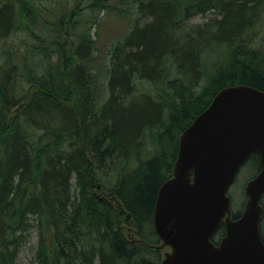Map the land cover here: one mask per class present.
<instances>
[{"label":"trees","instance_id":"trees-1","mask_svg":"<svg viewBox=\"0 0 264 264\" xmlns=\"http://www.w3.org/2000/svg\"><path fill=\"white\" fill-rule=\"evenodd\" d=\"M57 1H0V264L34 236L31 264H162L180 136L221 89L264 91V0Z\"/></svg>","mask_w":264,"mask_h":264},{"label":"water","instance_id":"water-1","mask_svg":"<svg viewBox=\"0 0 264 264\" xmlns=\"http://www.w3.org/2000/svg\"><path fill=\"white\" fill-rule=\"evenodd\" d=\"M260 172L246 186L243 212L232 219L228 195L251 155ZM264 91L221 89L179 139L173 175L158 192L154 226L170 247L163 264H264ZM225 226L219 246L211 237Z\"/></svg>","mask_w":264,"mask_h":264},{"label":"rangeland","instance_id":"rangeland-1","mask_svg":"<svg viewBox=\"0 0 264 264\" xmlns=\"http://www.w3.org/2000/svg\"><path fill=\"white\" fill-rule=\"evenodd\" d=\"M0 1H2V0H0ZM58 1L61 2L60 5H58ZM58 1L50 4V7H53V11H55V12H60V11L66 10L67 12H66L65 16H69L68 13L72 9V5L71 4H63V0H58ZM71 2H73V0H71ZM80 6H81L82 12L84 13L86 11L85 5H83V3L80 2V3H78L77 7H80ZM87 13L88 12H85L84 15ZM210 15L211 14H208L206 16L205 15L195 16L194 18L190 19L188 24H190V25L191 24H203ZM98 30H99V33L101 35H103L104 37L120 34L117 27H114V29L112 31H110V29L108 27L105 28V25H104V27H102L100 25ZM9 41H10V39L8 40V43H9ZM14 44L15 43L13 42V46H14ZM215 58H217V57H215ZM33 90H35V87L28 88V92H30V93ZM257 169H258L257 164L250 162L247 165L245 164L239 170V172L236 176V180L232 184V186L229 190V195L231 198V210H232V212L239 213L243 210L244 204L247 201V196L245 194L246 186H247L248 182L256 175ZM263 202H264V199H263ZM263 205H264V203H263ZM262 228H263V235H264V217L262 219ZM35 238H36V236H34V238L32 237L30 243L25 247L24 251L21 253L18 264H31L32 263V261L35 257L34 256V246L36 243ZM169 251H170L169 248H164L162 250L163 256L165 255L166 252H169Z\"/></svg>","mask_w":264,"mask_h":264},{"label":"flooded vegetation","instance_id":"flooded-vegetation-1","mask_svg":"<svg viewBox=\"0 0 264 264\" xmlns=\"http://www.w3.org/2000/svg\"><path fill=\"white\" fill-rule=\"evenodd\" d=\"M250 157H251V156H250ZM250 157H249V158H250ZM256 158H257L258 161H259V166H258V169H257V173H259L260 170H261V162H260V158H259L258 155H256ZM250 162H251V163H255L254 161H252V159H248V161L246 162V165L249 164ZM263 207H264V205H263ZM234 217H236V216L234 215ZM263 217H264V214H263ZM262 219H263V218H262ZM221 227H223V229H224V233H222V234H218V230H219ZM220 228H219V229L217 230V232L211 237V242L214 244V246H219V245H220V242H221V240H222V238H223V236H224V234H225V226H224L223 223L221 224Z\"/></svg>","mask_w":264,"mask_h":264},{"label":"bare ground","instance_id":"bare-ground-1","mask_svg":"<svg viewBox=\"0 0 264 264\" xmlns=\"http://www.w3.org/2000/svg\"><path fill=\"white\" fill-rule=\"evenodd\" d=\"M164 183H165V182H164ZM164 183H163V184H164ZM163 184H162V185H163ZM162 185H161V186H162ZM160 188H161V187H160ZM153 223H154V218H153ZM154 227H155V226H154ZM155 230H156V229H155ZM157 234H158V233H157ZM159 249H162V247L160 246ZM164 258H165V255L162 257V261H163ZM162 264H163V263H162Z\"/></svg>","mask_w":264,"mask_h":264}]
</instances>
